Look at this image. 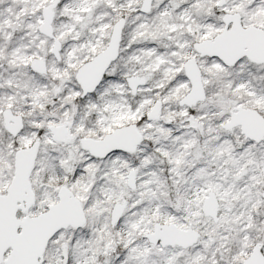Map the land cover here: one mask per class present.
<instances>
[{"label": "snow or ice", "instance_id": "obj_1", "mask_svg": "<svg viewBox=\"0 0 264 264\" xmlns=\"http://www.w3.org/2000/svg\"><path fill=\"white\" fill-rule=\"evenodd\" d=\"M0 264H264V0H0Z\"/></svg>", "mask_w": 264, "mask_h": 264}]
</instances>
